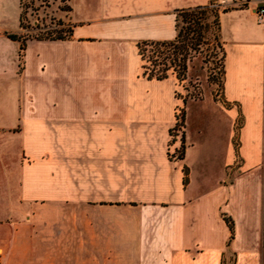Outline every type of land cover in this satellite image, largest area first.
<instances>
[{
    "label": "crops",
    "instance_id": "obj_1",
    "mask_svg": "<svg viewBox=\"0 0 264 264\" xmlns=\"http://www.w3.org/2000/svg\"><path fill=\"white\" fill-rule=\"evenodd\" d=\"M210 1L66 0L69 36L38 38L0 0V264H264L256 2L220 14L221 92L185 102L182 159L167 153L177 78H147L138 52Z\"/></svg>",
    "mask_w": 264,
    "mask_h": 264
},
{
    "label": "rangeland",
    "instance_id": "obj_2",
    "mask_svg": "<svg viewBox=\"0 0 264 264\" xmlns=\"http://www.w3.org/2000/svg\"><path fill=\"white\" fill-rule=\"evenodd\" d=\"M20 2L25 9L21 20L25 35H43L46 29L53 31L61 28L70 29L66 19L59 16L56 9L57 5L63 12H67L66 0H20ZM222 8L224 7H219V9ZM206 39H208L207 43L201 46L202 50L190 57L185 79H177L176 97L182 101V104L176 106L175 122L168 132L167 153L170 159H175L186 146L184 136L185 102L188 99H200L204 93L209 91L219 99L223 78L222 50L210 36L209 31L206 32ZM0 124L8 126L11 122L5 119L0 120ZM9 131V129H0V141H5L10 137ZM5 163L8 165L11 161L5 159Z\"/></svg>",
    "mask_w": 264,
    "mask_h": 264
},
{
    "label": "trees",
    "instance_id": "obj_3",
    "mask_svg": "<svg viewBox=\"0 0 264 264\" xmlns=\"http://www.w3.org/2000/svg\"><path fill=\"white\" fill-rule=\"evenodd\" d=\"M20 2V6H21ZM245 5V4H244ZM26 7V6H25ZM233 7L222 9L209 7V5L194 6L179 9L176 11L175 30L176 35L171 40H141L137 43L138 52L143 61V74L147 78L163 79L169 74H174L178 80L186 77L188 61L194 53H199L201 46L207 43L206 32H210L213 40L222 50V72L224 73L225 51L220 37V14ZM25 9L21 6L20 25ZM23 27V26H22ZM55 34H54V33ZM70 29L63 28L57 31L47 30L43 35L28 36L38 38H64L69 36ZM10 38H16V35L9 34ZM24 49V42L20 45L21 51ZM223 79V78H222ZM184 116V115H183ZM183 120V119H182ZM183 144V143H182ZM183 146V145H182ZM185 148L178 153L177 159H182ZM186 173V169H184ZM186 178H184V182ZM226 221L230 228L232 222L229 218Z\"/></svg>",
    "mask_w": 264,
    "mask_h": 264
},
{
    "label": "built area",
    "instance_id": "obj_4",
    "mask_svg": "<svg viewBox=\"0 0 264 264\" xmlns=\"http://www.w3.org/2000/svg\"><path fill=\"white\" fill-rule=\"evenodd\" d=\"M248 0H237V1H225V0H211L208 5L209 7H233L235 5H244ZM256 2V5L254 7V12L259 16L263 17L264 16V0H254ZM69 26V25H68ZM59 27V25H58ZM47 31V29L45 30ZM44 31V32H45ZM176 149V148H175Z\"/></svg>",
    "mask_w": 264,
    "mask_h": 264
}]
</instances>
